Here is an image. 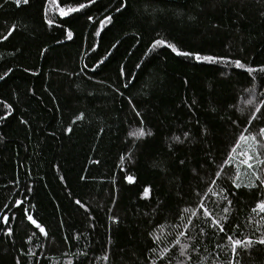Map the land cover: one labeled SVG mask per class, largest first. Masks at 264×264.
Wrapping results in <instances>:
<instances>
[{
    "label": "trees",
    "instance_id": "16d2710c",
    "mask_svg": "<svg viewBox=\"0 0 264 264\" xmlns=\"http://www.w3.org/2000/svg\"><path fill=\"white\" fill-rule=\"evenodd\" d=\"M58 3L64 6V0ZM122 3L124 11L117 12ZM45 9L52 27L44 22ZM262 13L264 0H97L66 18L47 0L0 8V264H152L153 236L169 247L159 264H232L224 233L206 223L202 209L187 225V236L177 231L188 219L182 210L203 200L214 216L228 217V234L260 235L256 222L264 213L251 209L264 194L231 187L232 166H224L215 185L211 181L243 129L255 134L264 127V120L246 122L264 100V82L231 65L196 63L166 47L148 49L164 39L181 50L261 66ZM109 14L113 23L95 36ZM12 26L16 31L5 40ZM100 60L104 64L92 71ZM141 127L151 135H129ZM176 136L184 142L175 143ZM208 187L230 189L228 213ZM9 227L11 237L5 234ZM175 238L191 245L183 257ZM236 264H264V246L238 248Z\"/></svg>",
    "mask_w": 264,
    "mask_h": 264
},
{
    "label": "snow or ice",
    "instance_id": "6c2138e0",
    "mask_svg": "<svg viewBox=\"0 0 264 264\" xmlns=\"http://www.w3.org/2000/svg\"><path fill=\"white\" fill-rule=\"evenodd\" d=\"M49 4H51L54 8L58 9L59 17L60 18H66V17H72L73 14L80 13L82 10L90 8L93 4L97 3V0H76V3H72L71 0H64V6H61L58 3V0H47ZM11 3L15 5L16 7H20L21 5H28L29 0H3V3H0V8H3L5 4ZM126 7V3H122L119 7L116 8L117 12L124 11ZM45 15V23L52 27L54 25V20L49 19L48 17V9H45L44 12ZM261 15H264L262 13ZM84 19L88 23H94V17L93 15H85ZM113 23V17L112 15H105L102 19L99 20V24L97 29L94 32V35L99 37L101 36V33L111 24ZM59 26V25H57ZM16 31V27L12 26V28L7 32V35L4 36V39L7 40L9 36L12 35V33ZM63 34L66 35V38L68 40L73 39V32L71 30H68L67 28L64 29ZM157 47H166L171 50L172 53H174L176 56L191 59L195 61L196 63L200 64H209V65H219L223 63L225 66H234L235 69H240L243 72H246L251 76V78L255 81L257 79V76L255 74H259V78L262 82H264V65L261 66H249L245 65L241 62L240 59H230L228 57H220L215 55H202L200 53H194L189 52L185 50L178 49L176 45L169 43L165 41L164 39H156L151 44V47L148 49L149 52H153ZM44 51H47L46 49ZM102 64H104V60H100L96 67L92 68V71H96L97 68H99ZM88 65H85V68H87ZM139 67V65H137ZM6 75V74H5ZM125 72L124 69L121 68L119 70V76H124ZM5 76H0V80H4ZM187 84V81L184 82ZM124 88H128V84L123 85ZM116 91L119 93V95L123 96L124 93L120 92L119 89H116ZM250 93L254 96L255 90L249 89ZM262 96H264V93H261ZM249 104H253V101L249 99ZM0 104H3V101H0ZM128 104L132 106V110L135 114V116L140 117L141 114L139 111L136 110L135 105L133 104L132 100H128ZM4 107L9 108V105L4 104ZM264 108V100H261L258 105H255L253 107V110L250 115L247 117V125L251 126L252 121L256 120H264V111L261 109ZM3 118V117H0ZM84 116L81 114L77 117V120H83ZM21 123H26V121H21ZM75 123V121H73ZM140 123L143 124V119L141 118ZM68 132H72L71 128L67 129ZM206 132V130H205ZM247 133V134H245ZM131 136H136L137 138H143L146 135H151V133L146 132V130L141 127L136 132L129 133ZM188 133H184V140L188 139ZM184 140L181 139L180 136H176L173 138V141L175 143H183ZM241 142H243V148H241ZM238 149H241L239 152ZM235 154V155H234ZM123 159V158H121ZM183 160L180 161L181 164H183ZM95 163H98V161H95ZM232 166L235 168V176L232 178V185L231 187H234L235 189H239L241 187H244L246 189H259L262 194H264V127H261L259 131L255 134L249 132V128L245 127L243 131L240 133L238 140L236 141L235 145L226 152V158L222 161L221 165L218 166L217 170L214 173L215 178L212 179L211 184L215 185L216 181L220 178L221 173L223 172L224 166ZM83 179V177H82ZM127 182L129 184L134 182V178L132 176L125 177ZM31 191V189H28ZM229 190H225L221 188L219 191H213L212 187H208L207 193H211L212 196L217 197V203L224 202L226 203V207L222 208V211L224 213H228L229 209L232 205V199L229 198ZM149 189L144 190V197L146 198L148 196ZM207 193H205V196H207ZM197 196L200 195V193L196 194ZM234 195V193H233ZM17 206L23 203V201L16 202ZM75 203L81 208L84 209L85 212L88 211V209L85 207V205L81 202V200L77 199L75 200ZM203 210V215L207 217L206 223H208L210 226L214 227L217 233H224V236L226 237L228 244L223 245V247H228L230 249V252L232 254V264H236V257H237V249H244L248 250L252 248L254 245H261L264 246V232H261V221H264V216L261 217V221L256 222V228L255 232H259L260 235L253 239L252 236H246L244 238H236L234 234L230 235L228 232L225 231V223L227 222L228 217L223 216L220 218H217L213 215V213L205 206L203 200H200L198 202V205L195 209L190 210L189 208H184L182 210L183 214H186L188 216L187 221L185 222V228L184 230H178L177 236L178 237H184L187 236L188 233L186 231L187 225L192 223V218L197 215V212L200 210ZM21 211L27 216V220L31 221L33 225H35V228L39 230L40 233H43L46 237L48 233L45 231L44 227H41L39 223L35 219H33L32 215L28 214V209L21 208ZM252 213H255L257 215L264 213V199H261L259 203L256 204L255 207L251 209ZM183 219V217H181ZM113 219V218H110ZM2 221L4 224H7L9 222V217L7 215L2 217ZM235 227L237 229L240 228L239 224H236ZM179 228V226H177ZM229 232L232 231V225H228ZM7 236H12V229L9 227L6 230L5 233ZM35 235V233H34ZM67 240V237H65ZM29 243H31V239L29 240ZM154 247L150 249V251L153 254V260L152 264H159V261L166 260L167 256L166 254L169 252V247L165 244V241L161 239L160 236H153L152 239ZM164 244L165 246L161 248V245ZM173 246H179L181 251V256L186 255V251L191 245L188 244H182L180 239L175 238ZM217 247H222L221 244H217ZM195 251V249H192ZM35 255V253H33ZM86 255V253H85ZM103 259L106 261L107 256L103 257ZM190 259V257H189ZM17 264H19V261H17Z\"/></svg>",
    "mask_w": 264,
    "mask_h": 264
}]
</instances>
